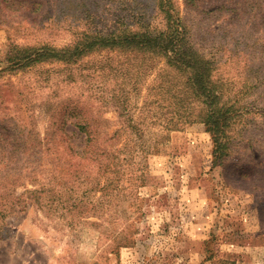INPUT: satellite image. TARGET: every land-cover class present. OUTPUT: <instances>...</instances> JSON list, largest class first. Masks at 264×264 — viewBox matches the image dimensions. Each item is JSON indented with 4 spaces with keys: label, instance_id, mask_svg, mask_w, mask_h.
<instances>
[{
    "label": "rangeland",
    "instance_id": "374dc122",
    "mask_svg": "<svg viewBox=\"0 0 264 264\" xmlns=\"http://www.w3.org/2000/svg\"><path fill=\"white\" fill-rule=\"evenodd\" d=\"M24 1L0 0V264H264V0H173L190 42L214 60L223 98H239L221 165L204 125L174 121L173 103L160 102L153 55L102 47L75 61L8 63L24 46L59 48L84 32L163 36L156 0H46L33 14ZM77 97L87 115L99 109L108 167L104 154L61 165L84 144L75 116L57 123ZM145 97L139 135L125 117Z\"/></svg>",
    "mask_w": 264,
    "mask_h": 264
},
{
    "label": "trees",
    "instance_id": "16d2710c",
    "mask_svg": "<svg viewBox=\"0 0 264 264\" xmlns=\"http://www.w3.org/2000/svg\"><path fill=\"white\" fill-rule=\"evenodd\" d=\"M46 0H25L24 8L29 13H35L45 4ZM21 3V2H18ZM156 7L165 17L167 24L163 36H155L145 29L121 26L108 32H84L70 45L53 47L50 45L24 46L16 50L7 60L12 67H26L34 62L49 59L75 61L81 59L88 52L102 47L124 48L126 50L148 53L158 58L157 88L159 89L160 102L171 101L172 118L181 123L201 122L212 140V164L221 165L231 152L233 135L236 132L235 124L238 122L237 96L223 98V81L215 76L216 64L210 57L203 55L187 37L185 26L180 18L178 9L173 0H156ZM162 64V65H161ZM94 66V64H90ZM152 66V65H151ZM150 66V68H151ZM125 69L120 67L117 71ZM165 75H162V74ZM146 75L142 73L138 75ZM132 75V73H131ZM151 84L147 87L150 88ZM113 96V95H112ZM104 97V99L109 98ZM171 98V99H170ZM170 99V100H169ZM80 97L74 98L62 113L57 123L63 125L65 116H75V126L79 132L84 133V144L80 152L61 159V165L67 167L81 166V158L90 154V160H96V154H104V167L112 162L108 160L112 148L108 145L109 139H103L99 135L101 130L96 116L99 109L87 115L80 105ZM84 101V100H83ZM137 117H125L126 125L130 130L140 135L142 132L141 114H149L152 100L146 98ZM79 102V103H78ZM58 115V114H57ZM79 117V118H78ZM16 145V143H15ZM71 145V144H70ZM72 146V145H71ZM70 146V147H71ZM14 163V162H13ZM81 163V164H80ZM89 159L83 167H87ZM11 165V164H10ZM6 162L5 168H8ZM61 168L63 170L64 168ZM17 179V178H14ZM105 179H108L105 176ZM10 207L13 206V198L9 199ZM1 207V204H0ZM2 208V207H1ZM0 208V213L2 209Z\"/></svg>",
    "mask_w": 264,
    "mask_h": 264
}]
</instances>
